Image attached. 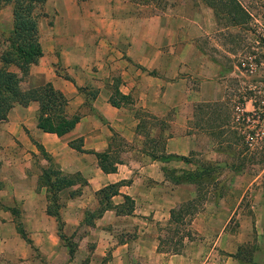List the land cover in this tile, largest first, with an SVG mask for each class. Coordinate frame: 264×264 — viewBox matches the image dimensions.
Wrapping results in <instances>:
<instances>
[{"label": "crops", "instance_id": "crops-1", "mask_svg": "<svg viewBox=\"0 0 264 264\" xmlns=\"http://www.w3.org/2000/svg\"><path fill=\"white\" fill-rule=\"evenodd\" d=\"M43 11L42 54L23 85L50 83L78 117L61 134L43 131L29 101L0 122V264H264V203L254 201L233 229L236 206L223 214L201 254L190 238L159 249L170 209L194 190L164 168L189 170L193 106L220 94L217 64L197 44L211 10L199 0H47ZM102 152L116 155L113 170L99 167ZM59 177L72 180L55 186ZM108 185L116 191L102 197ZM203 215L204 227L222 216Z\"/></svg>", "mask_w": 264, "mask_h": 264}, {"label": "rangeland", "instance_id": "rangeland-1", "mask_svg": "<svg viewBox=\"0 0 264 264\" xmlns=\"http://www.w3.org/2000/svg\"><path fill=\"white\" fill-rule=\"evenodd\" d=\"M199 1L213 17L210 26L203 23L205 37L199 35L197 44L217 64L220 94L195 103L199 106L193 110L191 123L200 140L189 155V170L175 173L164 168L172 171L169 178L189 172L195 182L191 200L196 210L179 224L164 226L159 236L163 252H173L177 247L169 243L174 241L187 243L188 231L189 238L196 241L195 251L201 254L202 240L212 238L223 214L229 215L236 206L228 222L233 229L242 219L240 215L251 211L253 201L264 203V0ZM10 26V6L5 5L0 9V40ZM189 82L194 86L193 79ZM205 211L218 212L222 218L207 223L206 217L204 227ZM194 217L196 229L190 226Z\"/></svg>", "mask_w": 264, "mask_h": 264}, {"label": "trees", "instance_id": "trees-1", "mask_svg": "<svg viewBox=\"0 0 264 264\" xmlns=\"http://www.w3.org/2000/svg\"><path fill=\"white\" fill-rule=\"evenodd\" d=\"M47 0H0V9L5 5L10 6V28L2 35L0 40V122L5 120L7 110L15 104L26 105L29 101H36L39 106L37 115V127L43 131H51L61 134L70 129L77 120V115L66 116L63 113V107L66 99L63 95L55 90L50 83H44L35 87H25L29 67L35 64L42 54L41 48V21L44 17L43 7ZM125 98V97H124ZM199 105H194L193 110ZM163 139L158 140V144L162 145ZM98 165L103 171H111L114 169V160L116 155H108L104 152L96 153ZM155 156L154 153H150ZM171 155H161L167 159ZM187 161L186 157H181ZM170 171H165L169 177ZM183 172V171H181ZM43 174L47 177L55 175L57 172L43 170ZM179 176L170 177L174 183L182 181L192 182V177ZM56 177V176H55ZM59 177L56 180L63 184L69 183L72 179H64ZM74 180H81L75 176ZM52 184L50 187H52ZM114 185H108L99 191V194L107 198L110 194L115 193ZM196 204L192 200L179 203L169 211L168 223L179 224L186 215L191 217L195 213ZM50 208V207H49ZM48 209V207H47ZM101 209H97L95 214H99ZM57 220V229L61 227V220L56 208L48 209ZM190 221V220H189ZM189 238V233L185 234ZM162 242V241H161ZM160 249V247H159ZM178 249L175 248L173 252ZM70 251V249H69Z\"/></svg>", "mask_w": 264, "mask_h": 264}]
</instances>
